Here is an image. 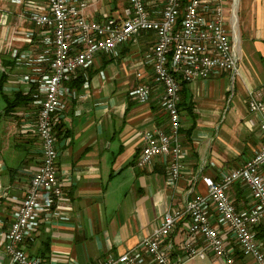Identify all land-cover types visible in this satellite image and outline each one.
Wrapping results in <instances>:
<instances>
[{"label": "crops", "instance_id": "obj_1", "mask_svg": "<svg viewBox=\"0 0 264 264\" xmlns=\"http://www.w3.org/2000/svg\"><path fill=\"white\" fill-rule=\"evenodd\" d=\"M85 1V16L101 20L119 16L126 5V0ZM45 2L0 0V87L7 98L30 97L6 114L10 124L0 134V264H13L4 250L5 233L41 157L35 130L37 104L24 77L36 70L30 57L41 48L40 30L28 12L39 11ZM155 4L146 0L148 8ZM223 8L225 24L233 29L230 38L237 72L233 79L231 73H218L182 82L178 112L185 156L181 177L173 187L167 184L165 158L137 165L144 133L167 125L157 85L145 102L129 94L138 83L152 82L151 66L143 62L152 48L151 32L120 46L115 55L98 54L78 75L82 79L78 85L70 84L72 80L67 83L73 95L56 125L62 130L57 135L56 165L64 197L55 204L57 215L42 221L25 238L23 245L30 255L40 256L44 264H99L117 256L149 235L166 211L183 206L196 193L203 194L200 176L220 179L244 164L262 144L258 118L249 112L247 99L251 92L264 95V0H223ZM84 80L89 82L87 89L82 88ZM10 138L14 167L3 159ZM227 194L238 210L252 204L239 184ZM255 231L264 252V231L259 232V227ZM186 235L185 223L179 222L169 238L177 244ZM227 244L233 248L231 264H255L239 253L231 239ZM178 264H224V260L210 256L182 259Z\"/></svg>", "mask_w": 264, "mask_h": 264}, {"label": "built area", "instance_id": "obj_2", "mask_svg": "<svg viewBox=\"0 0 264 264\" xmlns=\"http://www.w3.org/2000/svg\"><path fill=\"white\" fill-rule=\"evenodd\" d=\"M126 0L117 17L92 19L84 14L85 0H46L39 11L28 12L40 30L41 48L30 57L36 70L24 78L37 104L35 130L41 158L5 233L4 250L13 264H44L30 255L24 240L42 221L57 215L55 204L64 197L56 160L59 114L73 95L67 83L93 63L98 54H116L127 43H135L142 32L153 34L151 51L143 62L151 67L152 82H140L130 92L138 101L148 100L152 86L160 89L159 103L167 125L146 131L137 159L144 167L155 157L167 161V184L175 186L183 170L184 149L180 143L179 91L182 82L208 79L218 73L237 72L230 29L225 24L223 0ZM15 54L12 53L14 57ZM136 77L141 79V73ZM82 88L89 82L84 80ZM249 112L258 118L262 144L241 166L227 171L220 179L200 176L203 194H194L177 209H169L158 226L138 244L99 264H178L182 259L220 258L233 262L231 239L243 256L264 264V252L255 227L264 226V95L251 92ZM252 126V120H248ZM196 178H194L195 182ZM239 184L247 190L252 204L238 210L227 191ZM184 222L187 235L180 243L169 236L174 226Z\"/></svg>", "mask_w": 264, "mask_h": 264}, {"label": "rangeland", "instance_id": "obj_3", "mask_svg": "<svg viewBox=\"0 0 264 264\" xmlns=\"http://www.w3.org/2000/svg\"><path fill=\"white\" fill-rule=\"evenodd\" d=\"M230 94H229V99H230ZM7 97L8 96L4 95L0 87V134L4 133L6 131V126L10 124V119L6 118V115L4 114ZM224 116L225 114H223V117ZM10 141H11V144L9 145L8 149L4 151L3 159L6 161L8 165H10L11 167H14V143H12L13 140L11 138H10ZM22 152L24 153L23 150Z\"/></svg>", "mask_w": 264, "mask_h": 264}, {"label": "trees", "instance_id": "obj_4", "mask_svg": "<svg viewBox=\"0 0 264 264\" xmlns=\"http://www.w3.org/2000/svg\"><path fill=\"white\" fill-rule=\"evenodd\" d=\"M81 81H82V79L80 78V76H77L75 79H73L71 81L70 84L78 85ZM28 99H30V97H27L26 95L23 96V95H20V94H18V96H16L15 99L14 98H12V99L6 98V106H5L4 114L6 115V114L10 113L11 110L14 108V105H16L15 103L19 104L22 101H26ZM178 106H179V103H178ZM190 129L191 128H189V130ZM56 133H57L56 135L62 134V130L57 129ZM258 227H259V232H263L264 231V228H263L262 225L261 226L259 225ZM46 247H47V243H45L43 245V249L45 250Z\"/></svg>", "mask_w": 264, "mask_h": 264}, {"label": "bare ground", "instance_id": "obj_5", "mask_svg": "<svg viewBox=\"0 0 264 264\" xmlns=\"http://www.w3.org/2000/svg\"><path fill=\"white\" fill-rule=\"evenodd\" d=\"M55 126H56V125H55ZM40 158H41V157H40ZM39 163H40V162H39ZM56 163H57V160H56ZM37 167H38V166H37ZM104 259H105V258H104ZM104 259H103V260H104ZM103 260H102V261H103ZM102 261H101V262H102Z\"/></svg>", "mask_w": 264, "mask_h": 264}]
</instances>
